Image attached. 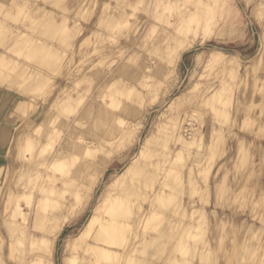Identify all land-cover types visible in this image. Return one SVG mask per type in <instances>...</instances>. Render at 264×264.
I'll use <instances>...</instances> for the list:
<instances>
[{
  "label": "bare ground",
  "instance_id": "1",
  "mask_svg": "<svg viewBox=\"0 0 264 264\" xmlns=\"http://www.w3.org/2000/svg\"><path fill=\"white\" fill-rule=\"evenodd\" d=\"M37 1L7 0V2H4L0 0V123H6V126L0 129V143L5 141L7 135L11 136L14 134V137L12 136L14 150L10 151V161L13 164V168L11 173H9V177L7 176L8 179L6 178L4 183L0 185V192L2 190V192L5 191L6 195L10 192L16 194L15 197L12 193L14 197L10 195L11 198H7L5 195L7 202L8 199L9 202L11 200L10 204L12 205L13 202L16 205H13V207L18 208L16 211L19 213L23 209V212L20 213L22 214L20 215L21 217L15 211L18 215L16 216L14 213L15 220H10L9 217V219H2L1 217L7 216V209L12 208L9 203H7L9 207L4 205L6 203L5 200L3 202L4 204L1 205L5 206L6 209L4 208L3 210L2 208L3 211L0 213V225H2L3 229V225L4 227L5 225L8 227L9 225L11 226L9 223L13 222V229L16 235L18 234L16 237H20V240L17 241H27L28 246L25 251L27 258L21 264H35L38 261L41 264H57L56 245L64 226L72 221L81 209H85L87 205L93 202L96 197V188L103 181L113 161L108 160L111 157L117 156L121 149H125L123 146L125 143L127 145L130 139L131 142L139 140L140 134L135 132L137 129L131 130L130 125L132 122L130 123L126 120L129 118L126 114L138 111V106L131 105L128 109V104L120 102L117 95L126 94V99H130L139 93H144L145 95L149 92L154 78L160 77L154 76L153 80H147L149 79L148 77L139 74L141 72L143 73L139 69L140 65L138 69L135 68L136 70L132 71L133 73L126 74L123 71L125 67H122L123 63L110 70L109 65V67H102L101 74L93 79L89 76V73L93 74L95 70L89 69L90 66L84 65L83 63H77V60L74 65H77L78 75L75 78L67 76H70V72L75 66L71 65L66 67L68 64L66 62L68 60L73 62L74 54L78 50L84 51L89 45H93L95 37L98 39L99 35L101 37L106 36L108 31H105L106 35H104V30L120 31L121 28H116L114 22L120 14H126L127 17L133 15V11H130L129 8L134 1L77 0V6L75 4L74 7L72 6L73 8L69 7L68 0L38 1L39 3L41 2L42 8ZM89 1H94V5L96 6L94 8L99 7L96 10L91 9L85 15L87 6L83 7V3H88ZM109 1H111V5L109 6L111 10H109V7H106ZM167 1L169 2H164L165 5L169 3H171L170 5L174 4L172 0ZM179 1L181 2V0ZM151 2L153 1L149 0L147 6L151 4L150 8H154L158 1L155 4ZM160 2L163 1L160 0ZM189 2L196 3L194 1ZM159 4H157L158 7ZM209 4L210 2L198 8V4L196 3L194 7L196 6L198 9H201L198 12L202 14L196 17L195 14L197 13L196 15H198V12L196 9L193 11V8L190 7L192 8L191 14L192 12L193 14L185 16L186 13L182 19L183 22L178 23L182 24L180 31L184 35L181 36L177 32V36L174 35L172 37H176L177 41L182 40L181 43L184 41L180 45L190 46L193 40L188 41L185 38L198 32L200 27L209 29L214 27V24L210 21L215 15V10H211L209 15L208 12L207 14H203V12L209 9ZM88 5L91 7L93 4L91 5L89 3ZM31 7L35 11L29 13ZM155 9L151 10L153 11ZM189 12L190 9L188 10ZM92 13L96 15L90 30L83 34V38L77 41L75 48L70 47L65 50L63 47L71 45L70 37L75 32L72 15L78 19L79 17L83 19L85 16V20H87L86 16L88 15L89 17ZM22 16H26L27 18L25 19ZM7 17L10 20L9 22L3 20ZM155 17L157 19V16ZM139 19L142 20H138L137 24H132L135 26L128 33L127 38H115L113 42V44H116L115 46L110 44V47L99 48L97 51L98 57L95 58L98 61L95 64L105 60L108 55L116 52H113V50L117 48L119 50L122 48L125 49L135 37L141 36L140 38H142V35L145 36L152 33L151 31L148 33L147 30L154 26L153 23L151 22V24L143 16ZM164 19L162 20L164 21ZM103 22L104 26L100 30L94 27L96 23L101 24ZM262 24L260 23L262 25V35L264 36V22ZM153 29L161 31L163 26H154ZM141 30H143L142 34H140ZM153 34L155 33L153 32ZM169 35H171V32ZM135 40L138 39L136 38ZM96 42L95 45H97ZM176 43L179 44L178 42ZM93 49H95L94 46ZM9 50H12L15 55H12L13 60L9 59L12 53L7 52L10 55H5V52ZM181 50H179V55L182 52ZM85 52L82 57L77 56L80 58V62L88 60ZM225 58L229 62V58L223 53L216 54L213 60H224ZM262 60H264V51L258 59L252 58L247 61L232 56L230 58L231 63L225 64L223 71H225L226 76H233L237 72L245 75L242 77V83H248L244 82V78L246 76L250 77L253 74L252 77L246 78H248L247 81L254 79L253 82L255 84L253 83V90L250 89L249 96L252 98L250 101H254L258 109L246 121H248L249 126L255 125L256 133L260 134L259 137L262 136L263 138L264 109L261 108L264 107L262 105L264 104V65L262 68L260 66ZM239 62L241 63V68L239 71H236L235 69ZM61 68H65L62 73L65 74L64 85H59L60 87L58 86L57 92L52 90L55 92H52L53 94L50 96L48 95L49 97L42 104L38 114L33 115L31 119L25 120V122L18 121L15 129L11 131L10 126L15 122L17 112L19 111L18 107L23 105L21 102L26 101L28 103L27 99L29 98H20L17 101L16 93L20 92V94H24L25 92L29 93L35 90L45 81L49 72L55 71L57 73V71H61ZM176 69L177 65L174 64L171 72H175ZM118 70L122 72L119 73ZM104 72L106 73L104 74ZM241 74L237 75L241 77ZM139 75L141 76L138 78ZM26 76L28 77L25 78ZM228 77H222L219 83L207 85L204 90L203 100L198 102V108L192 111L197 112L198 115H203L204 118L209 120L211 118V111L213 114H217L216 111L220 107H223L221 103L226 101L225 99L224 101L222 100L224 96L221 99L223 94L226 95L231 90L236 92L237 89L243 91V87L239 85L240 83H237L238 85L235 84L234 88L230 84L232 89L230 87V89H227V83L230 82ZM249 81L252 82L251 80ZM70 83L72 85L75 83L76 85L74 84V86L84 84L86 86L85 88H90L94 85L96 91L90 96H81L82 98H78L79 96L76 97L79 100H70L71 94L74 91L72 90L73 88L70 89ZM248 86L251 87V85ZM105 91L107 94H105L106 97L103 96L104 100L110 101V106L121 105V111L124 112L116 114L117 112H112L113 108L109 107V105L103 103L98 104L96 102L98 101L96 99L98 93ZM76 92L77 90H75ZM26 93L24 96H26ZM64 93L68 95L65 96L63 95ZM29 96L31 95L29 94ZM190 96L191 93L189 92L186 95L184 94L182 99L185 98L187 101H192L193 99L191 100ZM246 96L243 93L242 96L239 95V102L235 103V100L233 108L236 110L239 109L242 105V100ZM211 99L215 100L210 105L208 101H211ZM177 101L173 99L171 102L172 105ZM248 102L246 101V104ZM177 103L179 105L182 104L181 101ZM207 103L211 110L208 117L200 108L205 104L207 106ZM144 106L146 107V104ZM125 109H128L126 110L128 111L127 113ZM176 114V111L171 109L170 113L166 116L167 119L161 121L158 127L156 126V130L148 132L149 134L144 138L145 140L143 139L144 141L141 143L139 150L132 156L130 155L131 157L123 169L119 170L115 168V171L106 180L105 189L99 196L87 221L80 227L76 234L65 240L68 247L65 250L64 264H264L263 208L254 214L252 211L251 214L249 210L247 212V218H240L236 216V209L239 207L235 208L234 204L230 203L229 208L222 214L219 211L218 205L223 207V204L227 203L226 200L221 201L222 196L217 193L215 199H211L210 202L207 201L208 187H204L205 183L208 182L207 175H203L205 178L202 176L201 182L195 177L196 173L197 175L200 173L203 174V171L205 173L209 164V158L207 156L211 149L210 146L213 144L211 142L216 137L218 139L220 138L217 135L219 132L215 134L216 136L213 135V132L221 129L220 140L227 134L226 136L229 140L225 144H228L233 139H243L242 136L237 134L234 128H226L223 125L221 127L219 122L222 119H218V117L216 119L218 121H210V123L208 121L206 123L207 126H205V129L207 133H205L204 139L206 146L203 147V150L190 152L186 144L195 142L196 135L194 138L189 139L182 135V130H187L190 127L186 128L185 125H189L187 123L173 125L171 120L175 118ZM233 114H230V116L233 117ZM237 116H234V120L237 118L235 124L241 126L243 120H240V115L237 114ZM91 119L92 121H90ZM253 119L255 121L261 120L256 124ZM169 125H171L172 129L166 133V136L163 137V134L161 136L159 134L162 138L159 137L156 139V131L162 129L166 131ZM40 127L45 128L44 130L42 129L43 133ZM39 130L42 133L40 135L37 134ZM14 131L16 132L13 133ZM218 139L215 141V144L218 142ZM225 140H221L223 141L221 143H224ZM243 142L244 146L241 143L243 148H251L249 149V154L245 153L248 155L243 162L247 163L248 160L251 161V159H254V155L259 153L257 150H261L264 142L259 139L255 140V137H252L249 141L245 139ZM27 144L29 147H26ZM27 149H32L33 153L27 159L23 155L25 160H22L20 157L24 154L23 150ZM255 152L257 153L255 154ZM190 154L192 155L191 157ZM200 154L203 155L199 157ZM221 155L214 160L215 165H211V169L215 167L217 171L220 170L223 161L221 159L223 155ZM92 157L94 158L92 159ZM2 158L5 160L4 157ZM4 160L0 163H3ZM77 160H79L78 164L76 163ZM256 162L254 168L253 163L250 162L249 166L252 164V167L250 166L251 168L248 167L246 170L243 169V172L249 180V186L262 189V194H264V182L259 178L258 180L256 178L255 181V176L263 169L264 160H257ZM6 164L5 168H7ZM0 166L2 168V165ZM57 171H60V173H57ZM227 172L226 170L225 174ZM200 184L202 186H199ZM220 185V183H216V188L218 189ZM243 186L242 184L241 188ZM35 187L38 190L36 196L34 195V201L30 205L31 190L33 191ZM195 192H198V197H202L199 199H203V201L199 202L193 198L194 194H196ZM28 195L30 196L28 197ZM243 196L248 197V194H243ZM25 200L29 203H26L27 201L25 202ZM2 201L0 204H2ZM235 204L237 205V203ZM252 207L251 209H253ZM14 208L11 210L14 211ZM12 212L9 211L13 215ZM9 216L11 217V215ZM258 220L261 223H258ZM262 227L260 237H263V239L258 238V240L255 236L256 234L258 235L259 228ZM8 228H4L3 231ZM13 229L10 231L14 232ZM9 230L5 231L8 233ZM9 234L6 235L11 237ZM8 236L2 239L1 243L3 245L7 243L8 245L6 246L8 248L6 250L9 249L11 251L10 249H12L13 244L17 247V241L9 239ZM16 237L14 238L16 239ZM11 238L13 239V236ZM0 247H2L1 244ZM8 254L10 255L12 253L10 252ZM21 257L23 258L24 255ZM3 261L5 262V260ZM0 262H2V259Z\"/></svg>",
  "mask_w": 264,
  "mask_h": 264
},
{
  "label": "rangeland",
  "instance_id": "2",
  "mask_svg": "<svg viewBox=\"0 0 264 264\" xmlns=\"http://www.w3.org/2000/svg\"><path fill=\"white\" fill-rule=\"evenodd\" d=\"M3 1L7 2V0H3ZM38 1H41V0H38ZM68 1H69V7L70 8H73L75 6V4L77 6V3H78L77 0H68ZM76 1H77V3H76ZM125 1L126 2H133L134 1V3H132L131 7L129 8L130 11L131 10L133 11V15L131 17H127L126 14L118 15V18L115 20L114 25L116 26V28H121V30L120 31H117V30L112 31L109 29L104 30V35H106V32L108 31L107 35L103 36V37H101L99 35L98 39H96V37H95L94 40H95V42L97 40V42H96L97 45H95V42L93 45L92 44L89 45L90 48L92 47L91 49H93V46L95 47V49L91 50L89 47H87L86 50H84V51L78 50V52H75V54H74V57L72 60L73 62H71V60H68L66 62V64L68 63L66 65V67L74 65L76 63V60H77V63H79V64L83 63L84 65L90 66L89 69L95 70L93 72V74L89 73V76L91 78L95 79L96 77H98L99 74H101V72H102L101 68L102 67H107L109 65L110 67L109 66L108 67L110 70V69L124 63L122 67L125 66L123 71H125L126 74L133 73L132 71H135L136 69H138V67L140 65L139 69L142 70L144 74L142 72L139 74H142V76L148 77L149 79H147V80H151V79L153 80L154 76L155 77L159 76L160 78H154V81L150 85L151 88L149 89V92L146 93L145 95H144V93L143 94L139 93L136 96L131 97L130 99L125 98L126 94H124V95L120 94L122 96H120L119 94L117 95L119 97L118 100L120 102L128 104L127 105L128 109L131 107V105H133V106L137 105L138 106V108H137L138 111H136L134 113H127L128 111H126V110H128V109H125V112L127 113L126 115L129 117L126 120H128L130 123L132 122L130 125V129L131 130L137 129L135 132L137 134H140L139 140H137L135 142H131V139H130L129 143L126 141L127 145H125L126 144L125 143L123 146V147H125V149H123V150L121 149V151H120V153L121 152L122 153L121 154L119 153L118 155L116 154L117 156L111 157L108 160V161H111V160H113V161L111 162V164L109 166V169H108L106 176L104 177L103 181L100 183L101 185L99 184L98 188H96V197L94 198L93 202L91 203L92 205L89 204L85 207V209H81V211L76 216H74L73 220L68 222L64 226L63 232L61 233V236L58 239L57 245H56V262H57V264H64L65 250L68 247V244H66L67 242L65 240L67 238H69L70 236L76 234L78 232V230L80 229V227L87 221L88 217L92 213L93 207L96 204L99 196L103 193V191L105 189L106 180H108L109 176H111V174L115 171V168H118L119 170L123 169V167L126 165L128 159L139 150L141 143L145 140L144 138H146V136L149 134L148 132H151L152 130H156L158 125L161 123V121H164L167 119L166 116L170 113L171 109H173L177 113L175 115V118L173 120H171L173 125L178 124V123H182V124L187 123L189 125H185L186 128L187 127L191 128V129L188 128L187 129L188 131L186 129L182 130L183 131L182 135H184V137H186L187 139L194 138L196 135L195 142L193 141L190 144H186L187 148L190 152L203 150V147L206 146L205 142H204L205 133H207V131L205 129V126H207L206 123H208V121H209V123H210V121H218V120H216L218 117H219L218 119H222V121L220 120V122H219L220 126L223 125L226 128L236 129V131H237L236 133L241 135L243 138V139H238L240 142L236 139H233L228 144H225L229 140V138L226 136L227 134L224 133L225 135H224V137H222L221 140H224V139H226V140L224 143H221V142H223L220 140L221 129L213 132L214 136H216L215 134L219 132L217 135L220 138L218 139L216 137V138H214L215 140H213L211 142L213 144H211V146H210L211 149L209 150V153L207 156L209 158V164L207 166V169H206L205 173L203 171V174L202 173H200L198 175H197V173L195 174L196 179L200 182L202 180V176L207 175L206 177H207L208 182L205 183V185H204V187L205 186L208 187V189L205 188L208 190L207 191L208 192L207 193L208 194V200L207 201L210 202L211 199H215V197H217V193L221 194V196H222L221 201L226 200L227 203H224L225 206L223 204V207H221V205L220 206L218 205V208L220 209L219 211L222 214L225 213L226 210L229 208V205L231 203V204H234L235 208L239 207L238 209H236V216L240 217V218H242V217L247 218L248 217L247 212H249V210H250V212L252 211L253 214L256 213V211H258L261 208H263L262 210L264 211V205H263L264 204V200H263L264 194H262V192H263L262 189H259V188L257 189L255 186H254L255 188H253L252 186L250 187L249 186V180L245 177L244 172H243V169L246 170V169H248V167H250V166L252 167V164L249 166L250 162L253 163V165H254L253 168H254L256 163H257L256 162L257 160H264V151H263L264 150V144H263L261 150L260 149H259L260 151L257 150L259 153L255 152V154L257 153V155H254V157H253L254 159H251V161L248 160V162L246 161L247 163L243 162L244 159L247 157V155L250 152L249 149H251V148H246V149L243 148V146H244L243 141L245 139H247L249 141L250 139H252V137H255V140L259 139V140H262L264 142V136H263V138H262V136L259 137L260 134L256 133L257 131L255 130V128H256L255 125L249 126L247 123L248 121H246V119L247 118L249 119L251 116H253L252 114H255L256 110L258 109V107L255 106L257 104H255L254 101H252V100L250 101V99H252V98H250V96H249L250 91L253 90V85L255 84V82H253L254 79H249L252 82H250L249 80L247 81V79L252 77L253 74L250 77L246 76L248 78H246V77L244 78L245 79L244 82H248V83H242L243 82L242 77L245 75L237 72L235 75H233L234 77L231 75L226 76L225 71H223L224 65L229 63V62L231 63L230 58L232 56H236L237 58H240L244 61H247V60H251L252 58L258 59L260 54L264 51V39H263L264 36L262 35L263 34V31H262V25L263 24L262 23L264 22V0H263V2H261L262 0L260 2H259V0H212V1L211 0H198V2L200 1V3H198L197 0H189L192 2L193 1L196 2L198 4L197 5L198 8H200L199 6H202L203 4H208L210 2L209 9L206 12H203V14H207V12H208V15H209L211 10H215V15L212 18V20L210 21L214 24V27L212 29L201 28L199 26L200 29L198 32H196V33L192 32L194 35L191 34L190 36L185 38L186 40L188 39V41L193 40V43L188 47H186L185 45H183V46L180 45V44L184 43V41L181 43L182 40L177 41L176 37L173 38L172 36H174V35L177 36V32L181 36L184 35L183 32L180 31L181 30L180 26L182 24H178V23L183 22L182 19L185 16H188L189 14H191L192 8H193L192 9L193 11L196 9L197 12L199 10H201V9H198L196 6L194 7V5L196 3H194V4L190 3L188 0H181V2L179 0H177V1L172 0V3L175 4V2H176V5L174 6V4H172L173 5L172 6V5H170L171 3L165 5V3L169 2L167 0H161L163 2H160V0H157L158 2L156 0H151V1H153L151 3L155 4V2H157L155 4V7H154L157 10L155 9L152 11L151 9H154V8H152V7L150 8L151 4H150V6H147L149 0H136V1L135 0H125ZM185 1H187V2H185ZM86 2L83 3L84 4L83 7L87 6V8H90V9L86 8L85 15H86V13L88 14V12L91 9L96 10L99 7L98 6L97 8H94V7H96L94 5V1H89L88 3H86ZM89 3H91V5L93 4L94 6L92 5L91 7H89L90 6V5H88ZM159 3L161 4V6ZM4 4H7V3H4ZM157 4H159V7ZM39 5L41 6V8L43 7L41 2L39 3ZM110 5H111V1H109L108 5L106 7H109ZM133 7H135V8H133ZM190 7H192V8H190ZM189 9H190V12L188 13ZM109 10H111V7H109ZM34 11H35V9L31 7L29 13H32ZM153 12H154V15L152 16ZM192 14H193V12H192ZM196 14H195V16L197 17V16L201 15L202 13L200 14L198 12V15H196ZM95 15H96L95 13L94 14L92 13L89 17L87 15L86 16L87 20H85V16L83 17V19H82V17H79V19H78L77 17L72 15L73 16L72 22L74 24L75 32L70 37V41L72 42L71 45H68V47H63L65 50L69 49L70 47L75 48L77 41L80 38H83V34L87 33L90 30V28L92 27L93 22L95 21ZM142 16L144 18L146 17V20H148L150 23L152 22L153 25L156 27H158L159 25H162L163 29L161 31L157 30V29L154 30L153 29L154 26L150 25L152 27H150L151 29H148L147 31H148V33H150V31L152 33L145 35V36L142 35V38H140L141 36L135 37V39L137 38L138 40L132 39L131 44H129V46L127 45L128 47L126 46L127 48L125 47V49L122 48L120 50L117 48V49L113 50V52L114 51H116V52L108 55V57H106L105 60L95 64L98 61V60H95V58L98 57L97 51L99 50V48L110 47L109 46L110 44L115 46L116 44H113V42L115 41L114 40L115 38H127L126 36L128 35V33H130L132 31L133 27L135 26L132 24H134V23L137 24L138 20H142V19H139ZM155 16H157V19ZM22 17L23 18L25 17V19L27 18L26 16H22ZM152 17H154V18H152ZM88 18H89V21H88ZM164 18L165 19L167 18L168 20L167 19L165 20ZM160 19L161 20L164 19V21L162 20L163 21L162 22ZM3 20L6 22L10 21L8 17L3 19ZM158 23H160V24H158ZM260 23L262 25H260ZM103 26H104V22L101 24L96 23L94 25V27L98 28L97 30H100V28ZM176 27H178L179 29L178 28L175 29ZM55 29H56V27H55ZM164 29H166V30H164ZM142 32H143V30L140 31V34H142ZM153 32L155 34H153ZM170 32H171V35H169ZM262 36H263V38H262ZM163 37H166V38H163ZM163 39H165V41H163ZM176 42H178L179 44H177ZM159 44H161V45H159ZM177 45H179V46H177ZM156 47H159V48H156ZM180 49H182L181 50L182 52L179 55L178 53H179ZM175 50H176V52H175ZM87 51H89V52L87 53ZM172 51L175 53H173ZM7 52H9L10 54L12 53V54L10 55ZM84 52L86 54V57L88 58V60H86L88 62H86V61L80 62V58L77 57V56L82 57ZM137 53H139V54H137ZM222 53L227 55V57L229 58L228 59L229 62L226 61L227 58H225L224 60H222V59L213 60V57L216 54H222ZM6 54L10 55L9 59H11V60L14 59L12 57V55L13 56H15V55L13 54L12 50L6 51L5 55ZM161 54H163L164 57ZM169 60H170V62H169ZM220 60H222V61L220 62ZM240 62H241V60H240ZM240 62L237 64L238 66L235 69L236 71H239V69L241 68ZM174 64L177 65V69L175 70V72L174 71L171 72L173 70ZM260 64H261L260 66L262 68L264 65V60H262V62H260ZM158 65L160 66V68ZM76 66L74 67L75 70H74V68L71 70L70 76L67 75L68 77L75 78L78 75V73H77L78 71L76 69ZM65 68L64 69L61 68V71L59 70V72L57 71V73L55 71L49 72L45 81L42 82L43 84L41 83L39 87H37L35 90H33L29 93L25 92L26 96H24L25 93L24 94H20V92L16 93L15 96L17 97L16 98L17 101H18V99L25 98V97H26V99H27V97H29L30 99L29 98H28L29 100L27 99L28 103L26 101L21 102L23 105L18 107L19 111L17 112V117L15 118V122L12 123V125L10 126L11 131L13 129H15V125H17L16 123L18 121L25 122V120L31 119V117H33V115L38 114L40 112L42 104L45 103L46 98H48L50 95H52L55 91L57 92V89L60 87L59 85H64L63 82H65L64 81L65 80L64 79L65 74H62V73L64 72ZM211 69H212V71H211ZM253 70H255V69H253ZM106 72H104V74ZM120 72H122V71H119V73ZM237 74H241V77H240V75H237ZM140 76L141 75H139L138 78ZM27 77L28 76H26L25 78H27ZM222 77H228V79L230 81L229 83H227V86H226L227 89H230L231 86H232V88H234L235 84L238 85L240 83L239 85L241 87H243V91L237 89L236 92L231 90V92H228L230 94H228L227 92H226L227 94L225 93L226 95L223 94L221 96V99L224 96L225 98L223 97L222 100L224 101V99H225L226 101H224L225 103L224 102L221 103V106H223V107H220L219 110L216 111L217 114H215V113L213 114L212 111L209 109L210 108L209 104L211 105V102L213 103V101L215 99L214 100L211 99V101H208L209 104L207 103V106H209V107L205 106L206 104L201 106L200 108L203 110V113H206L207 117H208V115H210V111H211V116H210L211 118H209V120H207V118H204L203 115H198L197 112H194L192 110H195V108L197 109L198 108L197 103L203 100L204 90L207 87V85L213 84V83L214 84L219 83V81H220V79H222ZM101 79H102V77H101ZM250 83H252V84H250ZM74 84L73 85L71 83L69 84L70 89L73 88L72 90H74L73 93L71 94L70 100H73V99L77 100L78 98H82L81 96H83V97L90 96L91 94H93L96 91V88H94V85H92L90 88H85L86 86L84 84L77 85V86H74ZM230 84H231V86H230ZM245 84H247L246 87H245ZM248 85H251V87ZM193 87H194V89H192ZM52 90H55V91H52ZM75 90H77L76 93H75ZM190 90H192V91H190ZM189 92L191 93L190 99L191 100L193 99V100L187 101L185 98L182 99V96L184 94L185 95L188 94ZM241 92L244 94V96H246V95H248V96H246V98L244 100H242L243 101L242 105L240 106L239 109H237L238 111L240 110L239 111L240 113H239L235 108H233L234 107L233 104H234L235 100H236L235 103L239 102L238 98H239V95L242 96ZM32 93H33V95H32ZM65 93L63 95H65ZM100 93H98V95L96 97V99H98V101H96L98 104L103 103V104L109 105V107L113 108L112 112H114V111H115L114 113L117 112L116 114H119L120 112H124V111H121V105H118V106L117 105H115V106L111 105L110 106L111 102L106 100V99L104 100V97H106L105 94H107L106 91L101 93V95H100ZM29 94L31 96H29ZM66 95H68V94H66ZM227 95H228V97H226ZM76 97H78V98H76ZM215 97H217V96H215ZM180 98H181V100H180ZM173 99L175 101L178 100L177 102L181 101L182 104L179 105L177 102H175L177 104L173 103L174 105H172L171 102ZM194 100H196V101L193 102ZM246 101L247 102L250 101V102H248L249 105H248V103L246 104ZM145 104H146V107L144 106ZM262 105L264 106V104H262ZM230 108L234 109V110H231ZM261 109H264V107ZM234 112H237V113H234ZM248 113H249V115H248ZM230 114H233L234 116H237V114L240 115V117H239L240 120H243L242 125L241 126L236 125L235 122H237L238 116H237V118L235 117L236 120H234V116L231 117ZM201 116H203V117H201ZM230 118H232V119H230ZM205 119H206V121H205ZM261 119H262V117H261ZM261 119H259L258 121H260ZM253 120L256 124L258 123V121H255V119H253ZM90 121H92V119ZM90 121H89V123H90ZM232 122H233V124H232ZM201 123H203V124H201ZM231 124H232V127H231ZM246 124H247V127H246ZM134 125H136V126L134 127ZM5 126H6L5 122L0 123V129L5 127ZM201 126H202V128H201ZM42 129L44 130L45 128L40 127V130L43 133ZM171 129H172V127H171V125H169L166 128V131H165V129L164 130L163 129L157 130L156 135H158V136L155 135V138L158 139L162 134H163L162 135L163 137L166 136V133L169 132ZM253 129H254V131H253ZM40 130L37 131V134H39V135L42 134L40 132ZM139 130H140V132H139ZM15 132L16 131H14L13 133H15ZM159 134H160V136H159ZM7 136H6L5 141L0 143V160L2 159L0 162H2L4 160L2 157L5 158L4 162L0 163V165H2V168L0 166V169L1 170L5 169L0 173V185H2L4 183L7 176L9 177V173H11L12 168H13L12 167L13 164H11V161H10V151L14 150V145H13L14 144L13 143L14 134H12L11 136H8V137ZM222 136H223V134H222ZM225 137H227V138H225ZM160 138H162V137H160ZM217 139H218V142L215 144V141H217ZM197 140H198V142H197ZM241 140H242V142H241ZM241 143L243 146H241ZM24 144H26V143H24ZM28 144H29V142H28ZM28 144H27V146L26 145L25 146L29 147ZM23 151H24V154H22V156L20 157L22 160H25V157L27 159L28 156L31 153H33L32 149H30V150L27 149V150H23ZM221 152L223 153L222 154L223 156L221 155ZM236 153H238V154H236ZM245 153H248V154H245ZM23 155L25 157H23ZM202 155L203 154H200L199 157H201ZM220 155L222 156L221 159L223 160L221 163L222 166H221L220 170L217 171L215 167H213V169H211V165H215L214 160L217 157H219ZM191 156L192 155L190 154V157ZM93 158L94 157H92V159ZM225 159H226V161H225ZM14 160H16V159L14 158ZM78 162H79V160H77L76 163L78 164ZM3 164H4V166H3ZM5 164H6L7 168H5ZM241 166H243V167L241 168ZM226 170L228 171L227 174H225ZM263 170H264V164H263V169L258 172L259 174L256 175L257 177L255 176V181H256V178H257V180L259 178L260 180H262L264 182V174H263L264 171ZM207 171H208V173H207ZM57 173H60V171H57ZM203 178H205V176H203ZM248 178H250V176H248ZM246 182H248V183L246 184ZM216 183L221 184L218 189L216 188ZM242 184L244 186L241 188ZM199 186H202V184H200ZM200 189H202V188H200ZM37 190L38 189L35 187V189L33 190V191H35L34 192L35 194L31 190L32 195L31 196L28 195V197L30 196L29 200H31L30 205H31V202L34 201V197L36 196ZM12 193L13 192H10L9 194L6 195L5 191L2 192V190H1V192H0V199H1L0 203L3 199L4 200L2 201V204H0V213H2L1 211L4 210L5 206L9 207V205L7 203H9V204L11 203V200L9 202V199L7 202V198L8 197L11 198L13 195H15V197H16V194L13 193V195H12ZM195 193L196 194H194L193 198H195L199 202L203 201V199H201V200L199 199L201 196L198 197L199 196V194H197L198 192H195ZM241 194H242V196H241ZM243 194L244 195L248 194V197L243 196ZM5 195L7 198L5 197ZM10 195H11V197H10ZM206 199H207V197H206ZM206 199H205V201H206ZM5 200H6V203L4 204L3 202H5ZM26 201L27 200H25V202ZM26 203H29V202L27 201ZM235 203H237V205ZM3 204L5 206H1ZM13 205H14V203L12 202V205H11L12 208L7 207L8 208L7 213L9 215H11V217L7 214V216H5V217L0 216L2 219H9L10 218V220L11 219L15 220L16 217L14 216V213L16 216L19 215V217H21L20 215H22V214H20V213L23 212V209L19 213L18 211H16L18 208L17 209L14 208ZM251 205L254 207H252ZM14 206H16V205H14ZM251 207L253 209L255 208V210L253 211V209H251ZM2 208H3V210H2ZM13 208H14V211L11 210ZM256 208H257V210H256ZM262 210H260V211L262 212ZM9 211L10 212L13 211L12 212L13 215L11 213H9ZM15 211L18 212V215L16 214ZM252 212H251V214H252ZM259 222L261 223L260 220H258V223ZM7 224H8V222H7ZM9 224H11V226L9 225L10 227L8 226L9 228L6 225L4 227V225H3V229L8 228V229H5L6 231L9 230L10 228L13 229L14 223L10 222ZM12 224H13V226H12ZM3 229H2V225H0V244L2 246V247H0V261L2 259V262H0V264H2V263L5 264L6 262L8 264H21V262H25L26 258H27L26 257L27 254L25 252L26 247L28 246L27 241H19L18 242L17 240H20V237H18V238L16 237V236H18V234L16 235L14 229H13L14 232H11L10 230H12V229H10L9 230L10 232L8 231V233L5 230L3 231ZM262 229H263V227L259 228L258 235L256 234V236H255L257 239L258 238L263 239V237H260L261 233H262L261 232ZM6 234L11 235V237L13 236V239ZM5 235H6V237H5ZM1 236H3V237H1ZM7 236L9 239L17 241V247H15L16 245L13 244L12 249H10L11 251H9V249L6 250L8 248L6 246V245H8L7 243H4V245L1 243L2 239L7 238ZM14 237H16V239ZM3 247L4 248L6 247V248L4 249ZM5 252H6V254H5ZM10 252L12 254L9 255L8 253H10ZM23 255L25 257L24 260H23L24 257L23 258L21 257ZM3 260H5V262ZM35 264H41V263L38 261Z\"/></svg>",
  "mask_w": 264,
  "mask_h": 264
}]
</instances>
